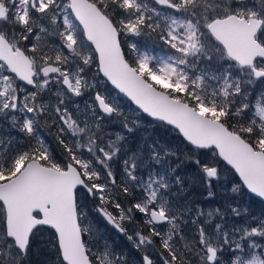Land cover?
Instances as JSON below:
<instances>
[{"label": "snow or ice", "instance_id": "obj_1", "mask_svg": "<svg viewBox=\"0 0 264 264\" xmlns=\"http://www.w3.org/2000/svg\"><path fill=\"white\" fill-rule=\"evenodd\" d=\"M245 196L264 0H0V264H264Z\"/></svg>", "mask_w": 264, "mask_h": 264}, {"label": "rangeland", "instance_id": "obj_2", "mask_svg": "<svg viewBox=\"0 0 264 264\" xmlns=\"http://www.w3.org/2000/svg\"><path fill=\"white\" fill-rule=\"evenodd\" d=\"M121 103L126 105V101L121 100ZM152 127H153V126H149V131H151ZM172 134H173V133L167 132V131H165L164 129L156 130V131L153 133V135H154L156 138H158L157 135H159V136H160L159 139H162V140L168 141V142L173 143V144L178 143V141H175V140L173 139L174 136H172ZM226 175H227V180H225V182H224L225 185H227L228 180L235 181V180L237 179L235 176L231 175L230 173H229V174H226ZM217 191H218V192H221V191H223V190H222V189H218ZM201 199H202V198H201ZM243 203L245 204V206H249V205H250L252 211H254L257 215H259V214L261 213V211H260L258 208H257V209L255 208L256 204H253V203L250 201V199L248 198V196H245V197L243 198ZM99 227H100V230L103 232L104 230L102 229V226L99 225Z\"/></svg>", "mask_w": 264, "mask_h": 264}, {"label": "trees", "instance_id": "obj_3", "mask_svg": "<svg viewBox=\"0 0 264 264\" xmlns=\"http://www.w3.org/2000/svg\"><path fill=\"white\" fill-rule=\"evenodd\" d=\"M172 136H174V134H172ZM157 137L160 138L159 135H157ZM186 171H189V170L186 169ZM248 198L252 202V199L253 198L251 196H248ZM254 204H256V206H255L256 209L258 208L261 212H264V203H261V202H259V200H257V202L254 203ZM100 225L102 226V223ZM116 243L119 244L120 243V240H116Z\"/></svg>", "mask_w": 264, "mask_h": 264}, {"label": "flooded vegetation", "instance_id": "obj_4", "mask_svg": "<svg viewBox=\"0 0 264 264\" xmlns=\"http://www.w3.org/2000/svg\"><path fill=\"white\" fill-rule=\"evenodd\" d=\"M102 229L104 230V226H103V224H102ZM117 240H119V239H117Z\"/></svg>", "mask_w": 264, "mask_h": 264}, {"label": "water", "instance_id": "obj_5", "mask_svg": "<svg viewBox=\"0 0 264 264\" xmlns=\"http://www.w3.org/2000/svg\"><path fill=\"white\" fill-rule=\"evenodd\" d=\"M238 179V177H236Z\"/></svg>", "mask_w": 264, "mask_h": 264}]
</instances>
